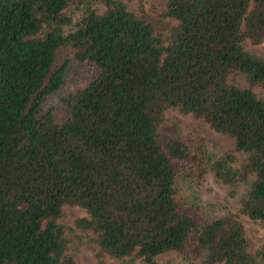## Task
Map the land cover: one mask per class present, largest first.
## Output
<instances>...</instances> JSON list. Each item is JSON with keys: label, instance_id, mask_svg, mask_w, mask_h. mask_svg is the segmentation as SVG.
Instances as JSON below:
<instances>
[{"label": "trees", "instance_id": "trees-1", "mask_svg": "<svg viewBox=\"0 0 264 264\" xmlns=\"http://www.w3.org/2000/svg\"><path fill=\"white\" fill-rule=\"evenodd\" d=\"M82 1L64 32L63 10L80 0H0V264H77L63 205L85 211L75 225L99 255L264 264L237 218L264 225V100L250 88L264 86V59L242 46L264 40V0H165L160 17L175 21L165 36L124 0ZM60 48L84 84L44 106L62 84ZM169 108L230 137L240 168L229 155L206 166L187 138L159 131ZM207 172L228 187L249 177L236 214L206 218L176 199L177 177Z\"/></svg>", "mask_w": 264, "mask_h": 264}, {"label": "rangeland", "instance_id": "rangeland-1", "mask_svg": "<svg viewBox=\"0 0 264 264\" xmlns=\"http://www.w3.org/2000/svg\"><path fill=\"white\" fill-rule=\"evenodd\" d=\"M165 0H124L127 8L135 15L143 17L154 23L155 33L165 36L174 26L175 21L161 18V10ZM94 8L99 9L95 3ZM85 2L80 0L69 4L63 14L70 19V23L63 27L64 32L73 28L74 24L83 16ZM243 49L264 59V40L252 44L244 39ZM64 64L62 84L52 94L47 96L44 106L55 105L58 98L69 90L81 87L84 84V66L76 61L71 52L60 48L55 56V65ZM241 82V81H240ZM243 84V83H242ZM247 87V84H246ZM254 94L264 100V86H250ZM169 128L179 137L187 138L195 152L202 156L206 166L216 158L230 156L228 165L240 168L246 155L234 150L233 143L227 135L213 131L204 121L194 118L190 114L181 113L177 108H169L162 112L158 130ZM208 168V167H207ZM249 177L239 181L235 187H228L216 180L211 172L200 178L177 177L174 182L176 199L183 205L191 206L203 217H218L236 214L248 186ZM242 224L244 236L249 242L252 251L264 248V225L252 221L244 215L237 214ZM86 216L85 211L77 206L63 205L57 222L61 225L65 241V253L71 256L77 264H142L138 257L115 259L107 255L97 254L95 235L75 225L78 218ZM158 264H187L174 252H167L156 257ZM100 262V263H99Z\"/></svg>", "mask_w": 264, "mask_h": 264}]
</instances>
